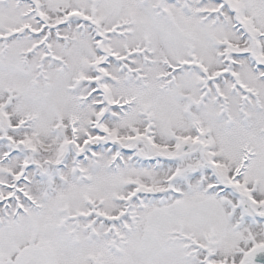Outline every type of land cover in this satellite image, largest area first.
<instances>
[{
    "label": "snow or ice",
    "instance_id": "obj_1",
    "mask_svg": "<svg viewBox=\"0 0 264 264\" xmlns=\"http://www.w3.org/2000/svg\"><path fill=\"white\" fill-rule=\"evenodd\" d=\"M0 264H264V0H0Z\"/></svg>",
    "mask_w": 264,
    "mask_h": 264
}]
</instances>
